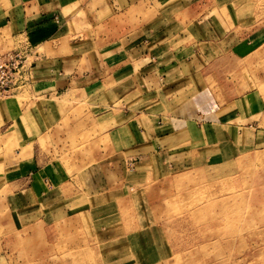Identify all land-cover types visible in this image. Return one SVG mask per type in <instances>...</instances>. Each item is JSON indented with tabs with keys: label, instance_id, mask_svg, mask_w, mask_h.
<instances>
[{
	"label": "crops",
	"instance_id": "crops-1",
	"mask_svg": "<svg viewBox=\"0 0 264 264\" xmlns=\"http://www.w3.org/2000/svg\"><path fill=\"white\" fill-rule=\"evenodd\" d=\"M244 1L0 0V54L34 50L32 85L0 95V264L18 233L68 222L101 264L174 258L131 190L218 183L264 152V25ZM70 133L83 150L61 149Z\"/></svg>",
	"mask_w": 264,
	"mask_h": 264
},
{
	"label": "rangeland",
	"instance_id": "rangeland-1",
	"mask_svg": "<svg viewBox=\"0 0 264 264\" xmlns=\"http://www.w3.org/2000/svg\"><path fill=\"white\" fill-rule=\"evenodd\" d=\"M242 3V10L252 7L251 16L264 25V0ZM73 134L62 150H83L85 138L76 142ZM173 184L175 194L168 193L172 183L166 181L161 198L149 189L152 184L135 187L130 200L153 204L166 226L175 248L174 258L166 264H264V152L247 156L234 178L203 185L187 173ZM69 223L18 233L16 243L4 250L6 261L1 264H101L91 230L83 225L65 227Z\"/></svg>",
	"mask_w": 264,
	"mask_h": 264
},
{
	"label": "built area",
	"instance_id": "built-area-1",
	"mask_svg": "<svg viewBox=\"0 0 264 264\" xmlns=\"http://www.w3.org/2000/svg\"><path fill=\"white\" fill-rule=\"evenodd\" d=\"M33 48L25 40L17 49L0 54V95L14 96L32 85Z\"/></svg>",
	"mask_w": 264,
	"mask_h": 264
}]
</instances>
